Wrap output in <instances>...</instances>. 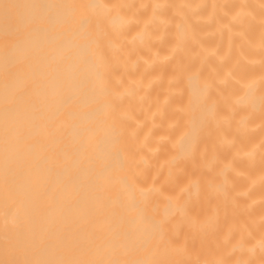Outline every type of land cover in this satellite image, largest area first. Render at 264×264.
<instances>
[{"label": "bare ground", "instance_id": "bare-ground-1", "mask_svg": "<svg viewBox=\"0 0 264 264\" xmlns=\"http://www.w3.org/2000/svg\"><path fill=\"white\" fill-rule=\"evenodd\" d=\"M0 264H264V0H0Z\"/></svg>", "mask_w": 264, "mask_h": 264}]
</instances>
